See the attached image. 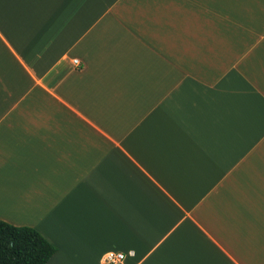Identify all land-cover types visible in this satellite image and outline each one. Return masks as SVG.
<instances>
[{
	"label": "crops",
	"instance_id": "0c3cea01",
	"mask_svg": "<svg viewBox=\"0 0 264 264\" xmlns=\"http://www.w3.org/2000/svg\"><path fill=\"white\" fill-rule=\"evenodd\" d=\"M0 219L45 264H264V0H0Z\"/></svg>",
	"mask_w": 264,
	"mask_h": 264
},
{
	"label": "trees",
	"instance_id": "16d2710c",
	"mask_svg": "<svg viewBox=\"0 0 264 264\" xmlns=\"http://www.w3.org/2000/svg\"><path fill=\"white\" fill-rule=\"evenodd\" d=\"M55 251L34 227L0 219V264H45Z\"/></svg>",
	"mask_w": 264,
	"mask_h": 264
},
{
	"label": "built area",
	"instance_id": "2783aa9c",
	"mask_svg": "<svg viewBox=\"0 0 264 264\" xmlns=\"http://www.w3.org/2000/svg\"><path fill=\"white\" fill-rule=\"evenodd\" d=\"M74 62L76 63L77 61L74 60ZM124 257H125V254L122 252L109 251L104 254L103 260L105 263L114 264L117 262H122Z\"/></svg>",
	"mask_w": 264,
	"mask_h": 264
}]
</instances>
